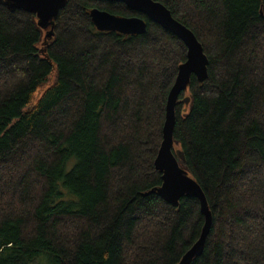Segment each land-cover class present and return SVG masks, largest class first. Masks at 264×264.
<instances>
[{"label": "trees", "instance_id": "trees-1", "mask_svg": "<svg viewBox=\"0 0 264 264\" xmlns=\"http://www.w3.org/2000/svg\"><path fill=\"white\" fill-rule=\"evenodd\" d=\"M157 1L208 58L175 105L179 164L212 214L189 264H264V0ZM95 6L146 31H99ZM42 36L33 13L0 2V264H177L199 202L144 192L161 184L154 158L186 46L102 0H68L44 52Z\"/></svg>", "mask_w": 264, "mask_h": 264}, {"label": "water", "instance_id": "water-1", "mask_svg": "<svg viewBox=\"0 0 264 264\" xmlns=\"http://www.w3.org/2000/svg\"><path fill=\"white\" fill-rule=\"evenodd\" d=\"M68 0H0L9 10L22 9L33 13L38 27L42 30L41 52H44L49 40L53 38L55 20L59 11ZM121 2L128 8L143 13L164 30L176 35L186 46V58L178 64L175 80L168 92L165 106V118L162 127V140L154 158V167L161 173V184L146 192L156 193L169 204L176 206L182 197H195L203 215V224L198 238L181 256L177 264H189L199 256L209 233L212 214L206 196L199 183L184 169L179 160H184L182 151L175 147L173 128L175 124V105L179 94L185 93L182 102L189 103L187 95L190 77L194 75L199 83L207 77L208 58L201 42L191 29L173 17L170 10L157 0H102ZM88 16L99 31H116L122 34H141L146 31V21L138 15L123 16L105 9L91 7Z\"/></svg>", "mask_w": 264, "mask_h": 264}, {"label": "rangeland", "instance_id": "rangeland-1", "mask_svg": "<svg viewBox=\"0 0 264 264\" xmlns=\"http://www.w3.org/2000/svg\"><path fill=\"white\" fill-rule=\"evenodd\" d=\"M41 93V90L37 93V96Z\"/></svg>", "mask_w": 264, "mask_h": 264}]
</instances>
